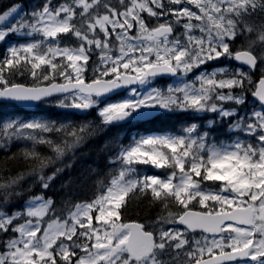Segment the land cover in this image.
I'll return each instance as SVG.
<instances>
[{
    "label": "snow or ice",
    "instance_id": "1",
    "mask_svg": "<svg viewBox=\"0 0 264 264\" xmlns=\"http://www.w3.org/2000/svg\"><path fill=\"white\" fill-rule=\"evenodd\" d=\"M257 9L264 13V0H43L31 12L19 3L0 9V43L29 38L0 56V100L86 111L115 89L171 75L172 86L142 97L133 89L137 99L105 107L104 123L142 108L215 114L212 127L193 124L122 150L109 161L119 171L106 192L66 217L43 195L56 173L43 172L86 129L4 122V160L23 167L0 171V264H264V19H251ZM205 65L211 70L188 79ZM15 143L23 147L12 152ZM139 166L166 175L141 177ZM36 182L39 194L9 207ZM140 199L159 209L156 219L119 223Z\"/></svg>",
    "mask_w": 264,
    "mask_h": 264
},
{
    "label": "trees",
    "instance_id": "2",
    "mask_svg": "<svg viewBox=\"0 0 264 264\" xmlns=\"http://www.w3.org/2000/svg\"><path fill=\"white\" fill-rule=\"evenodd\" d=\"M54 2H60V0H54ZM14 3L21 4L23 11L31 12L41 7L43 0H0V9ZM243 43V37H241L234 43V47H239ZM6 46V41L0 44V56L4 55ZM230 63L235 65L233 61H230ZM254 75L257 74L254 73ZM16 79L21 83H32L27 77H17ZM158 86L163 87V82H160ZM251 106L250 103L249 108L246 110H250ZM214 119V114L197 115L193 112L171 110L170 112H160L146 121H131L122 126H106L95 109H91L88 114L77 116L73 112L45 106L44 104L38 105L33 111H25L13 104H0V128L8 120H40L55 122L65 127H84L86 129L79 144L53 166L45 168L43 172L45 177L56 173L48 181L49 188L43 195L52 198L58 209L63 210L62 214L65 217L68 215V210L75 211V204L91 201L102 190L106 192V187L102 188V186H106L112 176L118 175L119 171V166L110 165L109 161L122 150L139 142L146 135L178 136L183 129L193 124L200 128L212 127L209 122ZM235 138L234 135L230 137L233 140ZM21 147H23L22 143H15L12 145L11 150L17 152ZM37 148L46 156L54 155L46 146L38 145ZM5 155L7 153L0 150V171L15 173L18 168L23 167L15 160L5 161ZM139 167L141 169L140 175L142 173L151 172L155 174L158 172L146 166ZM57 169H61V171L57 172ZM160 171L159 175H166V170L161 169ZM33 180V177L26 180L24 182L25 187ZM35 192L38 194L40 192L39 182L33 185L32 191L26 193L15 201L14 205L9 207H14L13 210L19 209L23 203H26L25 200L28 199V196ZM126 207L127 211L121 216L119 223H151L156 219L159 211L158 208L150 205L145 199L134 200L128 203ZM167 258L165 257V259Z\"/></svg>",
    "mask_w": 264,
    "mask_h": 264
},
{
    "label": "rangeland",
    "instance_id": "3",
    "mask_svg": "<svg viewBox=\"0 0 264 264\" xmlns=\"http://www.w3.org/2000/svg\"><path fill=\"white\" fill-rule=\"evenodd\" d=\"M251 19H254V20H257V21H259L260 19H264V13L260 12L259 9H257V11L251 17ZM28 39L29 38L26 35H24V34L8 36L6 38V40H5L7 42V46L5 48V51L8 48H11L13 46L22 45V44L27 43ZM2 43H0V44H2ZM217 63L218 64H225V65H232L230 63V61H220V62H217ZM232 66H235V65H232ZM211 67H212L211 65H205L204 68L198 69L197 72H194V73L190 74L188 79H191L193 76L197 75L200 71H204L205 68L208 69V70H211ZM176 81H177V77L174 78V79L169 80L168 82H165L164 86L160 88L158 86V84L154 81V79H151V80L147 81L145 85H139L137 88H134V90L136 91L138 96L142 97L145 94H149L150 91L153 90V89H164V88H167L169 86H172V85H174L176 83ZM132 92H133V89L129 90L127 93H125V95H123V96H121L119 98L109 99V100H105V101H100V100H96L95 99V106L90 108V109H95L96 113L101 117L100 112L105 107H107V106H109L111 104L137 99V96H133ZM170 111L171 110L165 111V110H161V109H158V108H156V109H143L142 108L139 111H131L130 113L136 114L138 112H149L151 114H158L160 112H170ZM196 114L197 115H204V114L212 115V114H209V113H196ZM214 116H215V114H214ZM15 121L16 122H22L21 120H15ZM150 137H163V136H161V135H146L142 139L150 138ZM152 170L155 171V172L158 171L155 174L160 176L161 178L165 177V176H161V175L158 174L161 169H159V170L158 169H152ZM160 172H162V171H160ZM145 174L146 173H142L141 177L143 175H145Z\"/></svg>",
    "mask_w": 264,
    "mask_h": 264
},
{
    "label": "water",
    "instance_id": "4",
    "mask_svg": "<svg viewBox=\"0 0 264 264\" xmlns=\"http://www.w3.org/2000/svg\"><path fill=\"white\" fill-rule=\"evenodd\" d=\"M234 63L240 67H244L242 65H239L238 62L234 61ZM158 78H163V79H170L174 76H171V75H160V76H157ZM137 86V85H135ZM135 86H128V87H121V88H118V89H115L105 95H102L101 97L99 98H96V99H100V100H103V99H108V98H112L116 95H119V94H122L124 93L126 90H128L129 88H132V87H135ZM1 103H11V104H14L15 106L19 107V108H22L26 111H31L33 110L36 105H25V104H16L15 102H11V101H4V100H0V104ZM62 109V108H61ZM64 110H67V111H71V112H74L76 113L78 116L80 115H84V114H87L89 112V110H76V109H64ZM144 112H140V113H137L135 115H127L126 117L122 118V119H118L112 123H106L108 125H113V126H118V125H122V124H125L126 122L128 121H137V120H148L151 118V114L149 115H143ZM129 224H134V223H129ZM179 226V225H178ZM183 227V226H181Z\"/></svg>",
    "mask_w": 264,
    "mask_h": 264
},
{
    "label": "flooded vegetation",
    "instance_id": "5",
    "mask_svg": "<svg viewBox=\"0 0 264 264\" xmlns=\"http://www.w3.org/2000/svg\"><path fill=\"white\" fill-rule=\"evenodd\" d=\"M125 223H126V222H125ZM193 235H195V236H199L200 233H198V232H196V233H189V236H190V237L193 236Z\"/></svg>",
    "mask_w": 264,
    "mask_h": 264
}]
</instances>
